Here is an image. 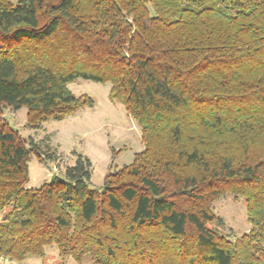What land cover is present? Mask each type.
I'll list each match as a JSON object with an SVG mask.
<instances>
[{
  "label": "trees",
  "instance_id": "1",
  "mask_svg": "<svg viewBox=\"0 0 264 264\" xmlns=\"http://www.w3.org/2000/svg\"><path fill=\"white\" fill-rule=\"evenodd\" d=\"M76 80L110 85L144 149L100 189L79 154L30 189L41 156L2 109L61 121L93 107ZM226 194L251 225L235 240L210 226ZM0 213L13 264L51 246L77 264H264V0H0Z\"/></svg>",
  "mask_w": 264,
  "mask_h": 264
},
{
  "label": "rangeland",
  "instance_id": "2",
  "mask_svg": "<svg viewBox=\"0 0 264 264\" xmlns=\"http://www.w3.org/2000/svg\"><path fill=\"white\" fill-rule=\"evenodd\" d=\"M75 97H89L93 107H83L61 121H47L38 128L27 124V110L2 109V118L27 144L38 149L40 158L31 153L27 187L38 189L53 177L63 178L76 155L92 164L90 184L100 189L108 172L132 164L134 155L143 151L141 134L136 123L126 115L123 106L108 98L110 85L76 80L68 85ZM48 156L51 158L49 159ZM210 210L219 219L211 224L220 235L235 240L251 230L244 198L226 194L214 200ZM2 214L0 213V219ZM0 264H13L0 258ZM22 264H77L68 258L61 261L54 246L45 249L43 258H28ZM81 264H92L85 258Z\"/></svg>",
  "mask_w": 264,
  "mask_h": 264
}]
</instances>
